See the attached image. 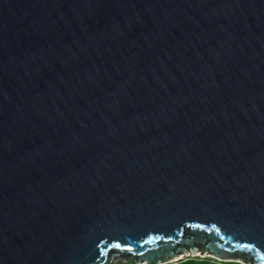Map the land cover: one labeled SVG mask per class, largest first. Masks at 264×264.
<instances>
[{
  "label": "water",
  "instance_id": "obj_1",
  "mask_svg": "<svg viewBox=\"0 0 264 264\" xmlns=\"http://www.w3.org/2000/svg\"><path fill=\"white\" fill-rule=\"evenodd\" d=\"M197 253L264 264V0H0V264Z\"/></svg>",
  "mask_w": 264,
  "mask_h": 264
},
{
  "label": "rangeland",
  "instance_id": "obj_2",
  "mask_svg": "<svg viewBox=\"0 0 264 264\" xmlns=\"http://www.w3.org/2000/svg\"><path fill=\"white\" fill-rule=\"evenodd\" d=\"M195 257H198V258H201V259H204V258H210L211 260H213L214 262H217L219 264H222L224 262H242L243 264H248L244 261H241V260H231V259H218L212 255H205V254H202V256H199V254H195L194 256H192L191 258H195ZM186 258L184 257V259H181L180 261H177V260H174L172 263L170 264H179L181 261L185 260ZM115 264H132V262H128V257L126 256H121V257H117L116 259V263Z\"/></svg>",
  "mask_w": 264,
  "mask_h": 264
},
{
  "label": "trees",
  "instance_id": "obj_3",
  "mask_svg": "<svg viewBox=\"0 0 264 264\" xmlns=\"http://www.w3.org/2000/svg\"><path fill=\"white\" fill-rule=\"evenodd\" d=\"M128 262H132V261H128ZM132 264H134L132 262ZM179 264H219L217 262H214L213 260H211L210 258H204V259H201V258H198V257H195V258H186L185 260L181 261ZM222 264H242V263H239V262H224Z\"/></svg>",
  "mask_w": 264,
  "mask_h": 264
},
{
  "label": "bare ground",
  "instance_id": "obj_4",
  "mask_svg": "<svg viewBox=\"0 0 264 264\" xmlns=\"http://www.w3.org/2000/svg\"><path fill=\"white\" fill-rule=\"evenodd\" d=\"M199 254V256H202V253H198Z\"/></svg>",
  "mask_w": 264,
  "mask_h": 264
},
{
  "label": "snow or ice",
  "instance_id": "obj_5",
  "mask_svg": "<svg viewBox=\"0 0 264 264\" xmlns=\"http://www.w3.org/2000/svg\"><path fill=\"white\" fill-rule=\"evenodd\" d=\"M116 247H119V245H116Z\"/></svg>",
  "mask_w": 264,
  "mask_h": 264
}]
</instances>
